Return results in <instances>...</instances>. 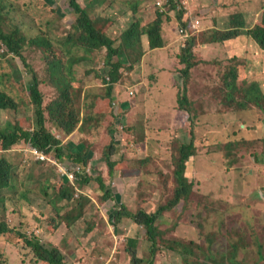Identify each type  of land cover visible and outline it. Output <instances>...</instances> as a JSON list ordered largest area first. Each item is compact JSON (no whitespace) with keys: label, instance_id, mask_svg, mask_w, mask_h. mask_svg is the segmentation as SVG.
Returning <instances> with one entry per match:
<instances>
[{"label":"rangeland","instance_id":"1","mask_svg":"<svg viewBox=\"0 0 264 264\" xmlns=\"http://www.w3.org/2000/svg\"><path fill=\"white\" fill-rule=\"evenodd\" d=\"M10 1L32 10L36 20L50 19L56 45L63 41L77 19L70 0ZM167 1L160 6L164 0H148V11L137 16H132L129 10L127 15L120 13L124 5L116 4V9L109 11V16L111 12L116 14V25L103 26L118 46L123 32L133 26L139 16L150 24L157 19L160 9L166 11L163 18L167 46L147 50L145 58L133 64L131 71L128 69L132 60L127 55L122 57L124 67L120 82L115 86L113 104L116 111L122 110V114L118 111L114 126L116 150L111 159L117 167L113 174L109 173L105 159L112 142L109 128L112 116L107 109L108 85L105 81L109 79L110 70L105 65L107 50L67 57L80 59L73 68L86 96L80 101V107L85 118L89 115L95 118L70 137L54 130L51 124L66 151L81 147L87 153L89 164L85 170L81 165L54 160L71 171L76 166L82 167V177H103L111 187L113 199H103L104 192L96 180L86 184L77 174L75 180L70 181L53 163L46 161V165H40L27 147L25 153L21 151L23 154L8 153L14 163V180L11 192L7 191L11 200L6 208V221L12 228L24 226L22 229L29 231L30 236H39L46 243L61 247L70 264H132L127 247L133 241L139 256L145 261L150 259L146 228L130 219L116 222L114 216L120 205L134 213L140 209L154 213L164 205L175 184L172 179L171 190L165 192V183L174 169V158L179 157L178 143L181 142L178 141L189 142L192 131L199 149L187 172L194 184V202L191 207L182 202L158 220L166 239H162V245L160 243L156 264H185L180 253L168 249L167 240L192 241L208 250L214 239V252H224L228 248L226 238L238 229L240 236L246 238L240 245L254 251L252 254L240 251L237 264H264V107L260 109L246 101L248 107L242 108L241 99L251 98L241 93H235L236 100L230 101L231 94L227 93L223 81V71L230 65L231 55L238 52L249 64L241 84H257L264 95V51L248 36L240 37L235 48L223 43L207 45L208 48L200 45L196 49L202 63L192 71L189 87L184 86L180 72L184 68L180 62L181 50L190 37L214 29H227L230 18L241 12L246 14L251 27L264 13V0H175L177 10L185 12L182 20L177 18L176 11L174 18L169 16L172 3ZM81 2L87 5L86 0ZM94 4L98 6L95 8ZM36 6L38 10L32 8ZM87 7L94 17L105 14L99 0H88ZM15 18L7 20V32L15 30L20 21L29 37L37 35L21 17ZM190 19H198L201 24L194 35L189 31V36L185 37L180 30ZM56 45L57 56L64 59L65 51ZM22 54L20 58L8 53L5 46L0 50V90L14 98L17 96L20 101L17 92L19 94L21 89L17 87L22 81L26 91H22L21 96L27 98L33 79L29 70L32 67L42 83L46 103L55 99L59 92L50 81V65L44 60L43 52L26 46ZM179 91L189 99L186 110L179 106ZM25 101L20 103L18 110L0 111L2 130L12 129L19 120L25 121L28 128L36 126L34 112L25 111L23 107L29 100ZM102 109L104 113L100 114ZM231 142H238L233 150L229 148ZM146 159L149 163L142 164ZM65 187L73 191L71 199L61 198L58 188ZM49 225H53L56 232H52ZM257 245L262 246V255ZM0 264H40V261L24 244L0 239Z\"/></svg>","mask_w":264,"mask_h":264},{"label":"trees","instance_id":"2","mask_svg":"<svg viewBox=\"0 0 264 264\" xmlns=\"http://www.w3.org/2000/svg\"><path fill=\"white\" fill-rule=\"evenodd\" d=\"M99 1L102 3L103 12L105 14L103 16L94 17L93 12L88 10V0H86V6L83 5L81 0H70V6L75 12L77 19L73 26L67 31L63 41L61 40V42H59V46L56 45V41H53V27L50 19L41 17L40 20H36L31 14L32 10L10 0H0V50L5 46L8 49V53L15 54L20 58L23 57L22 52L26 46H31L42 51L45 55L44 60L50 65V81H52L59 92L55 99L46 103L45 94L41 89L42 83L32 67V70L29 69L33 74V79L30 83L28 99L21 96L22 91H26L25 87H23L25 84L22 81H19L17 87V89H21L19 90V94L17 92V95L20 96V101H18L19 99L17 96L14 98L8 92L0 90V111L18 110L21 106L20 103H24L27 99L26 101H29L27 104H24L23 107L26 108L25 111L34 112V117L37 121L34 128H28L25 121L21 122L20 120L17 121L15 125H12V129L2 130L0 128V208L4 206L2 210L0 209V216L2 217L0 220V239L12 244H24L25 247L32 250L35 258L40 261V264H70V260L68 256L64 254V250L61 247L48 244L39 236H30L28 234L29 231L22 229L24 226L12 228L6 221V208L8 206V201L11 200L8 192H11L14 180V163L9 158L8 153L12 151H22L25 153V147L28 148V146L31 145L39 151L44 152L49 157H54L58 161L70 165H81L85 170L86 166L89 164L87 153H84L80 149L81 147L66 151L65 147H63V141L56 135L54 130L59 131L60 134L66 137H70L81 130L85 124H89L90 120L95 118L93 115H89L85 118L82 107H80V101H84L86 96L84 89L81 88L80 83L75 78L76 71L73 69L74 66L80 62V59L67 57L77 55L80 52L92 54L106 49L107 55L105 65L108 66L110 70L109 79H105V81H107L108 85L106 94L108 97L107 103L109 104L107 109L111 110L112 116V121L109 126L112 142L108 151L105 153V159L110 169L109 173L113 174L117 167V164L111 159V156L116 150V134L114 128L118 121V111L120 110V114H122V110L118 109V111H116L113 104L116 99V96L114 97L115 86L120 82L121 70L124 67L122 57L127 55L132 60V65L130 69H128L131 71L134 66L133 64L136 65L141 61L147 50L154 51L163 49L167 46L164 37L165 20L163 16L165 15L161 10V13H158L157 19L150 24L147 23L144 17L139 16L133 26H130L123 32L120 44L116 46V41L106 31V27L112 26L113 24L116 25L114 22L116 14L111 12L112 16H109V11L116 9V4H121L124 5L122 6L123 9L120 11L122 14L125 13V15H127L128 10L131 12L132 16L145 14L148 11V0H122V2L121 0ZM171 3V10H174V12L176 11L177 18L180 20L184 19L185 12L177 10L175 0H171ZM94 6L96 8L98 5L94 4ZM32 8H37L38 10L39 7L36 6ZM33 12H35V10H33ZM37 13L40 12L37 11ZM15 17H21L24 20V24L29 26V30H33L37 35L34 37L31 35L29 37L24 30V25L20 23V21L17 22L18 26L15 30L7 32L5 30L7 20ZM248 22L249 19L244 12L237 13L230 18L229 28L206 31L201 35L192 36L187 40L186 46L183 47L180 54V62L184 65V68H182L180 72L183 76L184 86L186 88L189 87L192 71L202 63L195 50L197 46L219 43L226 44L242 36H248L264 51V13L261 19L255 22L253 26L249 27ZM142 23L144 24L142 25ZM33 24H35V26H33ZM103 26L106 27L103 28ZM185 27L190 28V23L186 22ZM55 45L58 46V49L65 51L66 55H64V59H59L60 57L57 56V52L54 50ZM116 58L118 59L115 60ZM242 59L243 58L239 56H233L230 58V65L223 71L225 72L223 75L224 86L227 93H230L232 97L230 101L233 102V100H236L235 93H241L251 98L246 100L241 99L242 108L248 107L249 103H245L248 101L262 109L264 107V95L262 91L259 90L260 87L257 84L249 86L241 84V80L249 70L248 62ZM66 64L67 66H65ZM5 77L6 76H3V78ZM255 93L258 95L256 96ZM105 98L106 97H104V99ZM178 102L180 103V108L183 110H186V107L190 104L187 96L185 94L183 95L181 91H179L178 94ZM102 113H104L103 109L100 111V114ZM51 124L54 125V130L51 128ZM191 135H193V137L187 143L178 141L181 142L178 143L179 157L174 158V169L171 170L168 181L165 183V192L168 193L171 190L172 179L175 184L169 199L164 205H160L154 213L148 212L145 209H140L134 213L125 205H120L118 207V211L114 216L115 221L121 222L123 219H130L136 225L143 226L146 228L148 241L150 243V259L147 261L139 256V249L135 247L136 242L133 241V243H130V247L128 246L127 250L130 253L132 264H156L155 258L160 251V243L162 245V239H166L162 236L163 232L158 226V220H160L165 213L176 209L182 202H187L188 207L193 205L194 201H192V199L195 198L193 192L194 184L188 177L187 172L192 162L191 160L198 155L199 149L193 131ZM237 143L238 142H231L229 148L233 150ZM262 155H264V152ZM25 157L27 158V155H25ZM255 157L258 158L261 157V155H255ZM146 162L149 163L148 159L142 162V164ZM38 163H40V165L47 164L46 161H38ZM78 176L82 177L81 174ZM82 178L86 184L92 180H96L100 189L104 192L103 199H113L111 187H109L103 177L97 176L95 179H92L84 175ZM58 189V192L62 194L61 198H72L73 191L68 187ZM198 207L202 210L200 205H198ZM204 210L209 214L205 207ZM213 210L214 208L212 207L211 214ZM49 227L52 232H56V228L53 225H49ZM166 233H169V230H167ZM240 234V229H238L237 233L236 231H231L230 235L226 238L228 240L227 250L217 253L213 250L214 239H211L208 250L192 241H177L173 239L167 240V243L169 244L168 247H170L168 248L169 250L180 253L185 258V264H237L239 262L238 255L240 251L251 254L254 251L240 245L246 240V238L242 235L240 236ZM233 239L237 240V242L233 241ZM257 248L262 255V246L257 245Z\"/></svg>","mask_w":264,"mask_h":264},{"label":"built area","instance_id":"3","mask_svg":"<svg viewBox=\"0 0 264 264\" xmlns=\"http://www.w3.org/2000/svg\"><path fill=\"white\" fill-rule=\"evenodd\" d=\"M165 0L163 3H159L160 6H163V4H165ZM191 25V30L183 27L180 30V33L182 35H185V37L189 36V31H191V33H193V35L199 30L201 21L200 20H196V21H191L190 22ZM185 45H183V47H185ZM27 151L30 152L33 156L34 159H36L37 161H49L51 163H53L54 165L59 167V171L62 172L63 177H65L66 179H69L70 181L75 180V175L77 177V174H82L83 173V169L80 166H76L74 167V171H71L70 169L66 168L65 166L60 165L59 163H57L54 159V157H49L48 155H46L44 152L39 151L37 148L32 147L31 145L28 146ZM57 160V159H56ZM58 161V160H57ZM65 164V163H63Z\"/></svg>","mask_w":264,"mask_h":264},{"label":"crops","instance_id":"4","mask_svg":"<svg viewBox=\"0 0 264 264\" xmlns=\"http://www.w3.org/2000/svg\"><path fill=\"white\" fill-rule=\"evenodd\" d=\"M186 5H187V7L186 8H188V4H187V2L185 1L184 2ZM171 11V13L169 14L172 18H174V16H173V14H174V10L172 11V10H170ZM164 32H165V30H164ZM250 40H251V38H249ZM238 40V39H237ZM237 40H235V41H232V42H228V43H226V44H228V47H230V46H232V47H236V44L238 43V41ZM206 47L205 48H208V46L207 45H205ZM197 50V49H196ZM196 52H198V50L196 51ZM233 56H239V57H241L239 54H238V52L236 53H234L233 55H231V57L230 58H232ZM145 58V57H144ZM143 58V59H144ZM129 247H130V244H129ZM149 249H150V247H149ZM149 254H150V252H149ZM158 255V254H157ZM157 257V256H156ZM155 260H156V258H155Z\"/></svg>","mask_w":264,"mask_h":264},{"label":"clouds","instance_id":"5","mask_svg":"<svg viewBox=\"0 0 264 264\" xmlns=\"http://www.w3.org/2000/svg\"><path fill=\"white\" fill-rule=\"evenodd\" d=\"M165 2H166V3H165V5H166V4L168 3V1H167V0H165ZM186 9H187V8H186ZM160 10H161V12H164V13L166 12V11H165V10H163V9H160ZM190 20H191V19H190ZM190 20H189V21H187V22H190ZM55 159H56V158H55ZM65 164H67V163H65Z\"/></svg>","mask_w":264,"mask_h":264}]
</instances>
